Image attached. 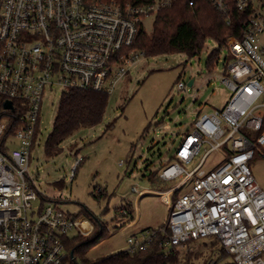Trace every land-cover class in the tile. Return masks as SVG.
Listing matches in <instances>:
<instances>
[{"label":"built area","instance_id":"built-area-1","mask_svg":"<svg viewBox=\"0 0 264 264\" xmlns=\"http://www.w3.org/2000/svg\"><path fill=\"white\" fill-rule=\"evenodd\" d=\"M209 1L229 22L233 10L243 15L242 36L224 47L223 83L232 95L223 109L195 120L162 167V182L183 177L158 193L164 204L174 201L167 223L130 237L123 253L157 246L167 258L189 242L214 237L233 264H264V190L251 169L264 150V0ZM168 4L0 0V264H80L68 249L69 233L86 238L96 225L48 200L29 175L42 98L47 89L110 96L144 55L131 50L139 26ZM222 149L226 160L204 172L207 158ZM117 212L130 217L125 205ZM212 255L205 264H218L222 251Z\"/></svg>","mask_w":264,"mask_h":264},{"label":"rangeland","instance_id":"rangeland-1","mask_svg":"<svg viewBox=\"0 0 264 264\" xmlns=\"http://www.w3.org/2000/svg\"><path fill=\"white\" fill-rule=\"evenodd\" d=\"M144 25L147 33H152L154 19H147ZM214 50L219 51V60L211 68L209 56ZM227 54V49L208 39L194 58L184 53L141 56L109 96L103 121L77 131L52 157L46 155L45 146L63 94L62 89H47L42 98L40 130L30 156L29 175L48 200L74 217H86L96 225L95 233L85 238L92 242L76 255L80 264L123 253L128 250L130 237L167 223L174 201L166 205L158 193L176 187L183 177L159 184L152 183L150 177L157 172L159 175L185 134L194 130L195 120L225 107L232 95L223 83ZM192 80L193 85L189 86ZM180 82L185 89H178ZM226 158L223 149L212 153L203 165L204 172L216 168ZM251 169L264 190V150L260 149L251 162ZM135 187L146 193L139 196L133 192ZM101 188L107 194L102 200L97 195ZM127 202L133 204V214L120 217L117 209ZM85 210L89 215L83 214ZM98 221L105 235L96 239L101 229ZM77 236L76 230L69 233L71 239ZM215 241L214 237L192 241L173 253L178 251L183 263L205 264L214 252L222 249ZM218 261L233 264L229 256Z\"/></svg>","mask_w":264,"mask_h":264},{"label":"trees","instance_id":"trees-1","mask_svg":"<svg viewBox=\"0 0 264 264\" xmlns=\"http://www.w3.org/2000/svg\"><path fill=\"white\" fill-rule=\"evenodd\" d=\"M116 1L121 5H143L155 0H101ZM154 19L152 33H147L144 23L139 26V33L131 50L143 52L145 56H155L162 53H184L190 58L198 56L204 49L208 39L214 40L220 48H224L230 37L240 38L243 15L233 10L230 22L227 17L219 13L209 0H167ZM193 3V5H191ZM219 60V51L214 50L209 56V66L213 68ZM109 102V95L92 91L71 90L65 92L59 103L53 130L47 140L45 151L49 157L57 156L61 152L62 144L82 128L94 127L100 124L105 116ZM173 160V156L169 162ZM157 173L150 177L152 183H162ZM99 190V189H98ZM97 190L100 200L107 197L104 189ZM125 207L133 214V204L127 202ZM83 214L89 215L88 211ZM103 229V230H102ZM102 227L96 239L103 237ZM92 242L85 241L81 236L68 240V249L76 255L85 251ZM215 243L219 244L218 241ZM222 258H228L224 249ZM179 252L165 258L157 246L145 252L127 254L120 253L96 262L85 264H189L179 259Z\"/></svg>","mask_w":264,"mask_h":264},{"label":"water","instance_id":"water-1","mask_svg":"<svg viewBox=\"0 0 264 264\" xmlns=\"http://www.w3.org/2000/svg\"><path fill=\"white\" fill-rule=\"evenodd\" d=\"M193 85V80L189 83V86H192ZM5 107L6 108H11L12 107V103L11 102H6L5 103Z\"/></svg>","mask_w":264,"mask_h":264},{"label":"crops","instance_id":"crops-1","mask_svg":"<svg viewBox=\"0 0 264 264\" xmlns=\"http://www.w3.org/2000/svg\"><path fill=\"white\" fill-rule=\"evenodd\" d=\"M158 173V172H157ZM159 176V175H158Z\"/></svg>","mask_w":264,"mask_h":264}]
</instances>
